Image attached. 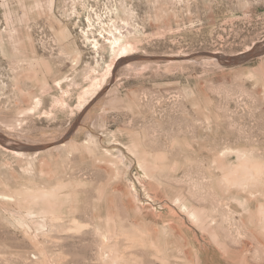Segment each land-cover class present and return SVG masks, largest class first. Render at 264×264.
<instances>
[{"label": "rangeland", "instance_id": "374dc122", "mask_svg": "<svg viewBox=\"0 0 264 264\" xmlns=\"http://www.w3.org/2000/svg\"><path fill=\"white\" fill-rule=\"evenodd\" d=\"M0 264H264V0H0Z\"/></svg>", "mask_w": 264, "mask_h": 264}, {"label": "bare ground", "instance_id": "6f19581e", "mask_svg": "<svg viewBox=\"0 0 264 264\" xmlns=\"http://www.w3.org/2000/svg\"><path fill=\"white\" fill-rule=\"evenodd\" d=\"M115 25V24H114ZM128 28V27H127ZM117 29H119L118 27H117ZM117 29L114 31V30H110L109 31V33H108V36H106V35H103V38H104V40H105V42L107 43V45H108V47L111 49V50H113L116 54H117V56H119V58L120 57H122V56H124V55H126V54H128L129 53V48H130V46L132 45V44H130V43H124L123 41H122V34L121 33H117ZM129 31V30H128ZM122 32V31H121ZM124 32V31H123ZM124 35V34H123ZM95 40V43L97 44V45H102V43L100 42V40L99 39H94ZM113 52V53H114ZM114 66V65H113ZM112 65H111V67H110V69L109 70H111L112 69V67H113ZM114 68V67H113ZM108 70V71H109ZM107 71V72H108ZM109 73V72H108ZM111 74V73H110ZM106 81V80H105ZM103 85V84H102Z\"/></svg>", "mask_w": 264, "mask_h": 264}]
</instances>
